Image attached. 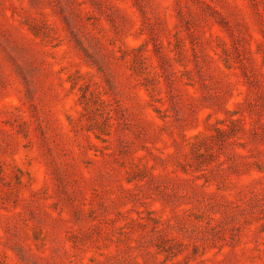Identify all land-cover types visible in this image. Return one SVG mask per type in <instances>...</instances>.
I'll list each match as a JSON object with an SVG mask.
<instances>
[{
    "label": "rangeland",
    "instance_id": "rangeland-1",
    "mask_svg": "<svg viewBox=\"0 0 264 264\" xmlns=\"http://www.w3.org/2000/svg\"><path fill=\"white\" fill-rule=\"evenodd\" d=\"M0 264H264V0H0Z\"/></svg>",
    "mask_w": 264,
    "mask_h": 264
}]
</instances>
